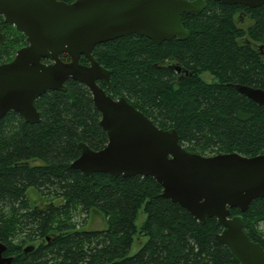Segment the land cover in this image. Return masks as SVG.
<instances>
[{"label": "trees", "instance_id": "trees-1", "mask_svg": "<svg viewBox=\"0 0 264 264\" xmlns=\"http://www.w3.org/2000/svg\"><path fill=\"white\" fill-rule=\"evenodd\" d=\"M181 23L189 32L184 40L157 44L129 34L95 45L93 57L110 71L107 93L126 98L158 127H173L190 152L264 153V105L233 87L264 89V3L248 8L210 0L199 15L182 14ZM0 32L5 38L1 64L26 41L2 16ZM79 61L88 62L84 56ZM175 66L191 74L178 80ZM65 87L35 100L36 123L14 111L0 118V241L6 247L3 256L12 257L8 264H238L216 238V219L200 224L161 197L162 186L154 178L86 176L70 167L80 154L79 142L99 150L107 135L87 87L71 79ZM31 190L41 204L30 203ZM90 209L104 215L106 228L75 224L73 212ZM140 212L145 219L137 227ZM230 212L242 216L245 233L264 247V196L244 212ZM135 238L140 246L130 253ZM34 239V248L26 245Z\"/></svg>", "mask_w": 264, "mask_h": 264}, {"label": "water", "instance_id": "water-1", "mask_svg": "<svg viewBox=\"0 0 264 264\" xmlns=\"http://www.w3.org/2000/svg\"><path fill=\"white\" fill-rule=\"evenodd\" d=\"M210 0H0L3 21L20 31L26 44L0 64V118L14 111L25 122L39 121L34 101L49 90H65L67 80L90 91L107 143L93 150L79 142L80 154L70 167L86 176H150L161 197L187 210L200 224L214 217L216 238L238 264H264V247L242 228L240 212L264 196V153L245 156L236 151L202 155L186 150L173 127L160 128L123 96L112 98L110 71L92 55L95 45L129 34L159 44L184 40L188 29L181 15H199ZM255 8L264 0H213ZM5 42L0 32V44ZM262 46L258 45V49ZM66 54L68 61L61 59ZM84 56L88 64H81ZM49 62H43L42 60ZM178 69V66H175ZM101 83V85L98 83ZM242 95L264 105V89L233 84ZM0 241V264H8ZM29 249L25 247V251Z\"/></svg>", "mask_w": 264, "mask_h": 264}, {"label": "rangeland", "instance_id": "rangeland-1", "mask_svg": "<svg viewBox=\"0 0 264 264\" xmlns=\"http://www.w3.org/2000/svg\"><path fill=\"white\" fill-rule=\"evenodd\" d=\"M202 77L206 80L209 79V76L207 74H203ZM28 195H29L31 204L38 205L42 203V200L40 199V197L37 194H35L32 190L29 191ZM58 202L59 201H55V203H58ZM72 216H73L72 220L81 229L100 230V229H104L107 227V222H106L104 215L100 213L99 211H97L96 209H90L88 213L73 212ZM144 219H145V215L143 214V212H140L135 221L136 226L139 227L142 224ZM260 230L261 231L264 230V225L260 226ZM17 236H18L17 238H19L20 240L21 238H23L24 233L17 234ZM142 241H145V238H142ZM139 246H140L139 240L135 238L132 243L130 253H134L139 248Z\"/></svg>", "mask_w": 264, "mask_h": 264}, {"label": "flooded vegetation", "instance_id": "flooded-vegetation-1", "mask_svg": "<svg viewBox=\"0 0 264 264\" xmlns=\"http://www.w3.org/2000/svg\"><path fill=\"white\" fill-rule=\"evenodd\" d=\"M207 2V1H206ZM243 13V12H242ZM1 16V15H0ZM240 16V15H239ZM3 18V17H2ZM3 35V34H2ZM4 40H5V38H4ZM26 41V40H25ZM26 44V43H25ZM24 44V45H25ZM63 55H66V54H62L61 55V59L62 60H64V61H68V57H67V55H66V58H62V56ZM44 60V59H43ZM42 60V61H43ZM80 60V59H79ZM43 62H49L48 60H46V61H43ZM80 62V61H79ZM82 64V63H81ZM87 64H88V62H87ZM179 67V66H178ZM174 69V73L176 74V77H177V79L178 80H180V79H182V78H185V77H187V75H190L191 74V71H189V70H187L186 68H184V69H181L180 67L178 68V69H176V68H173ZM209 80H211V77H209ZM98 83L101 85V83L98 81ZM65 84V83H64ZM102 86V85H101ZM111 87H109V88H106V87H104V89H105V91H106V93H107V90L108 89H110ZM50 91V90H49ZM48 92V91H47ZM46 93V92H45ZM108 94V93H107ZM108 95H110V94H108ZM112 97V96H111ZM117 97V96H116ZM116 97H112V98H116ZM35 102V101H34ZM37 109V108H36ZM19 115V114H18ZM42 200V199H41ZM49 239V238H48ZM28 244V246H30V248H34V245L35 244H38V240L37 239H34V240H32V241H29L28 243H26V245Z\"/></svg>", "mask_w": 264, "mask_h": 264}]
</instances>
